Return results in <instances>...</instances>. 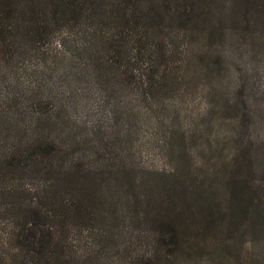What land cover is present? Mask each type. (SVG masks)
<instances>
[{
	"label": "rangeland",
	"instance_id": "rangeland-1",
	"mask_svg": "<svg viewBox=\"0 0 264 264\" xmlns=\"http://www.w3.org/2000/svg\"><path fill=\"white\" fill-rule=\"evenodd\" d=\"M251 2L242 7L248 22L229 15L220 34L179 41L169 76L162 51L139 61L145 70L135 74L153 78L148 95L96 90L81 110L64 100L51 67L69 58L67 32L33 46L23 21L0 18L1 153L31 143V113H40L45 132L82 136L93 143L88 153L100 150L120 171L110 222L69 240L78 264H264V0ZM45 90L52 95L42 99ZM8 229L0 222V264L14 254H5Z\"/></svg>",
	"mask_w": 264,
	"mask_h": 264
},
{
	"label": "trees",
	"instance_id": "trees-1",
	"mask_svg": "<svg viewBox=\"0 0 264 264\" xmlns=\"http://www.w3.org/2000/svg\"><path fill=\"white\" fill-rule=\"evenodd\" d=\"M222 2L0 0V18L23 21L33 46L51 32H67L69 37L60 36V43L69 58L54 61L51 67L57 69L56 80L67 87L64 100L71 102V109L81 110L87 95L96 90L108 98L119 91L124 95L126 87L148 95L155 86L147 79L153 78L137 75L134 70H145L137 66L139 61H151L149 52H163L164 71L169 76L174 69L169 53H174L184 37L220 34L229 15L235 20L246 17L248 22L250 9L242 7L253 3L251 0ZM34 49L39 53L36 57L45 61V52ZM2 56L0 50V65L4 64ZM39 76L46 82L45 75L40 72ZM50 94L45 90L39 96L43 99ZM44 117L31 113V143L24 148L15 146L6 154L0 149V222L9 226L4 237L8 245L5 254L14 251L11 256L7 254L11 264H78L69 240L80 229L110 222L118 206V200L111 196L118 191L112 174L120 171L111 169L100 150L88 153L93 143L82 136L45 132ZM2 141L0 138V144ZM16 142L21 141L17 138ZM103 198L108 201L105 210Z\"/></svg>",
	"mask_w": 264,
	"mask_h": 264
}]
</instances>
